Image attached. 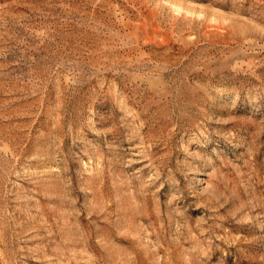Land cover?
<instances>
[{"label": "rangeland", "instance_id": "obj_1", "mask_svg": "<svg viewBox=\"0 0 264 264\" xmlns=\"http://www.w3.org/2000/svg\"><path fill=\"white\" fill-rule=\"evenodd\" d=\"M0 264H264V0H0Z\"/></svg>", "mask_w": 264, "mask_h": 264}]
</instances>
